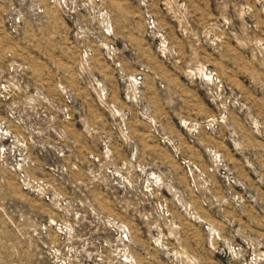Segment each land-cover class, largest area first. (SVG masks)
I'll use <instances>...</instances> for the list:
<instances>
[{
	"label": "rangeland",
	"instance_id": "rangeland-1",
	"mask_svg": "<svg viewBox=\"0 0 264 264\" xmlns=\"http://www.w3.org/2000/svg\"><path fill=\"white\" fill-rule=\"evenodd\" d=\"M0 264H264V0H0Z\"/></svg>",
	"mask_w": 264,
	"mask_h": 264
}]
</instances>
